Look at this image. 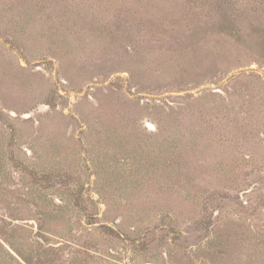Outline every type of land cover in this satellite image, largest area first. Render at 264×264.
Here are the masks:
<instances>
[{"label":"rangeland","instance_id":"obj_1","mask_svg":"<svg viewBox=\"0 0 264 264\" xmlns=\"http://www.w3.org/2000/svg\"><path fill=\"white\" fill-rule=\"evenodd\" d=\"M7 251L264 264V0H0Z\"/></svg>","mask_w":264,"mask_h":264},{"label":"trees","instance_id":"obj_2","mask_svg":"<svg viewBox=\"0 0 264 264\" xmlns=\"http://www.w3.org/2000/svg\"><path fill=\"white\" fill-rule=\"evenodd\" d=\"M109 229H111L112 231H114L113 228H110V227H109ZM136 232H137V231H136ZM118 233H119V232H118ZM133 233H135V232H133ZM145 233H146V232H145ZM145 233H143V234L145 235ZM120 235L125 236V234L123 235V232L120 233ZM7 254H9V257H10L11 259H13V261H15L17 264H20V263L18 262V260H16L12 254H10V252L7 251ZM20 257H21L22 259H24L21 255H20ZM24 260H25V259H24Z\"/></svg>","mask_w":264,"mask_h":264}]
</instances>
